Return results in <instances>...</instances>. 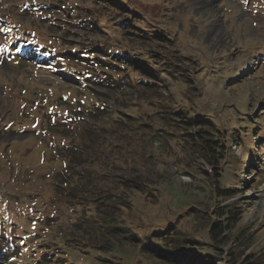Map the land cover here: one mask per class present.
Listing matches in <instances>:
<instances>
[{"label":"rangeland","instance_id":"374dc122","mask_svg":"<svg viewBox=\"0 0 264 264\" xmlns=\"http://www.w3.org/2000/svg\"><path fill=\"white\" fill-rule=\"evenodd\" d=\"M117 106L120 119L129 112L138 120L112 135L103 126L117 119L107 114ZM172 109L204 114L224 133L220 162L199 159V177L182 173L192 152L167 135H178ZM152 118L153 143L133 128ZM139 144L155 159L137 153ZM117 145L130 162L112 172L140 170L164 190H132L133 207L112 210L148 236L145 244L167 238L199 264H224L233 249L236 260L253 252L264 264V0H0V256L20 247L8 264L30 248V264H165L140 242L96 238L103 215L94 206L84 215L66 191L67 170L82 168L85 149ZM218 207L238 217L220 219L226 228L216 242L208 230ZM85 221L89 248L62 239Z\"/></svg>","mask_w":264,"mask_h":264},{"label":"trees","instance_id":"16d2710c","mask_svg":"<svg viewBox=\"0 0 264 264\" xmlns=\"http://www.w3.org/2000/svg\"><path fill=\"white\" fill-rule=\"evenodd\" d=\"M144 74H147L149 76H154L157 78V74H153L151 71L143 72ZM160 77V76H159ZM106 107V106H105ZM107 109L109 106L106 107ZM106 109V110H107ZM110 110V109H109ZM108 111V110H107ZM109 112V111H108ZM107 112L108 115L117 114V119L109 120L111 123L108 122V124L105 123V126L103 128H107V133L114 134L117 133L116 128L120 124L127 125L128 122L135 123L138 120L137 116H134L133 114L129 112H124V119H120V115L122 114L119 106L115 107L113 110H110V114ZM172 119L177 122L179 125H177V131L178 135L174 133L168 132L172 138L176 136L182 143V147L189 148L192 152V160L191 165L189 166L190 169H188L186 172H182L190 176L191 178L199 177L200 175L197 174L199 168V162L198 160H202L203 162H206L210 166H213L215 168V165L220 162V158H218V155L222 153V151L225 149V137L223 131L217 127L214 120L211 118L205 117L204 114H195V116L190 117L187 115L188 113L184 114V111H181V109H172L168 112ZM105 114V115H107ZM109 116H105V120ZM82 119V118H81ZM120 119V120H119ZM86 120V119H82ZM152 124L150 125H142L144 126L143 129H139L136 124L133 127L135 130L140 131V136L143 137H149L151 138V142L153 143V139L155 138L153 135V132L148 131L147 129H150L151 127H155L156 130H158V124L155 123L154 118L151 119ZM102 124H100L101 126ZM249 125H252L249 123ZM102 127V126H101ZM134 130V131H135ZM160 132V129H159ZM233 137H237L233 142L234 145L237 143V139H239V133L237 132L236 135ZM168 140V139H166ZM105 141V140H104ZM120 145V144H119ZM116 146V149L114 151H108L103 152L102 148L99 151L92 152L91 148H87L82 152L81 154V165L82 168H78V170H74V172H71L67 170L66 179L64 180L65 183L70 184V188L68 187L66 191L70 193V196L72 198V201L75 202V205L81 206V212L84 213V215L89 216L91 212V207L94 206V210L96 212H100L103 216L98 218V224L96 228V238H104L105 240H111L112 238L117 241L127 242V243H142L144 246H147V248H143L144 251H148V253H152L156 258L164 261L165 264H199L197 260L192 257V254H185L181 251L178 246L173 247V242H170L167 240V238L162 240V243L160 246L145 244V238H148V236H143L140 234H136L133 232L134 226L131 224H123L120 218H118L114 212L112 211L114 208L121 207L123 209L131 208L133 207L134 203L130 200L131 199V191H139L142 193H148L151 189L153 193L162 194L164 193V190L160 188V185H158L155 181L152 182L150 177L142 174L140 170H138L137 174L134 177H127L126 174H117L116 171H111L112 168L117 165L118 163L123 162V164L126 162L129 164L128 158L125 156V152H129V150H125L123 146ZM138 148L137 153H147L145 149V145L139 144L136 146ZM104 149V148H103ZM106 150V149H105ZM150 152V150H148ZM222 155V154H221ZM151 158V160L155 159L152 153H147L146 158ZM154 157V158H153ZM93 165L94 167H92ZM76 169V168H74ZM118 169V168H117ZM177 169V168H176ZM153 172H156V170H152ZM215 171V170H214ZM201 178L202 181H204V185L210 186L211 193H214L213 187L211 186L212 183L209 182L211 180H205L207 178H203L202 173ZM199 175V176H198ZM108 177L114 181H112V185L109 186L105 185L106 178ZM160 179V174L158 176ZM67 186V185H65ZM121 189V190H119ZM130 189V190H128ZM222 191H228V189H224ZM222 195L220 193L218 197ZM76 209V208H75ZM107 211V212H106ZM214 215L216 219L214 220V223L212 227L208 230V235L212 241H218L222 236V234L225 231V226H223V223L220 219H223V216L230 215L226 218V220H230L231 222H234L235 219L238 217L236 216V213L233 212V210L228 209L227 212H224V210L220 207L218 209L214 210ZM88 219V217L86 218ZM79 220H85L83 218H79ZM102 221V222H101ZM105 222V225L103 226L102 223ZM37 223V222H36ZM36 223L32 222L31 226L33 227L34 231H37L39 228L37 227ZM31 224V223H30ZM82 224L85 226V228H80L81 231L75 232V234H70L69 231L63 232V238H66L68 236L73 237V240L83 243L86 247L89 248L91 246V243L93 242L94 237H92V229L93 227L90 226L88 222H82ZM170 229V228H169ZM46 230H50L49 228ZM38 235V234H37ZM36 235V236H37ZM162 237V236H161ZM32 237V239H34ZM224 244V242H222ZM187 244L190 246H193V243L188 240ZM0 245L4 246L3 241L0 239ZM177 245V244H176ZM0 246V247H1ZM190 246H188L190 248ZM20 248V247H19ZM14 249L11 250L9 248H6V254L0 256V262L2 264H8L10 259H16L18 258L20 249ZM179 250H176V249ZM35 250V249H34ZM33 248H30L25 253V258L22 257V260L18 264H30L28 262V259L26 258V255L28 258H30V255H34L35 253H32ZM236 251L233 249L228 254V257H230L229 260L224 259V264H263L261 260V255L254 254L253 252L248 256H243L239 260H236L235 254ZM43 254L41 255V258L44 257ZM54 255L56 259H59V254L57 252H54ZM49 256V255H48ZM53 254L51 255V257ZM44 260H50L49 257H46ZM8 261V263H7ZM232 261V262H231ZM73 261H71L72 263ZM229 262V263H228ZM60 263V262H59ZM74 263V262H73ZM106 263V262H104Z\"/></svg>","mask_w":264,"mask_h":264}]
</instances>
